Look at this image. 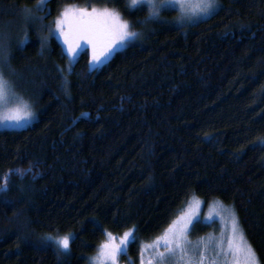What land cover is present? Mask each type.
Listing matches in <instances>:
<instances>
[{"label":"trees","instance_id":"1","mask_svg":"<svg viewBox=\"0 0 264 264\" xmlns=\"http://www.w3.org/2000/svg\"><path fill=\"white\" fill-rule=\"evenodd\" d=\"M36 3L0 0L1 73L39 116L0 130V264H89L106 232L133 227L137 259L193 197L233 208L264 264V0H219L191 25L158 20L98 69L88 49L72 64L49 32L62 8H116L134 27L147 9ZM64 234L67 250L46 239Z\"/></svg>","mask_w":264,"mask_h":264},{"label":"snow or ice","instance_id":"2","mask_svg":"<svg viewBox=\"0 0 264 264\" xmlns=\"http://www.w3.org/2000/svg\"><path fill=\"white\" fill-rule=\"evenodd\" d=\"M146 4L148 8L147 15L142 18L140 22H146L149 18L159 16L162 10H167V6L175 3L181 10L186 9L187 0H128L126 9H130L139 4ZM46 0H37L35 8L43 10ZM196 7L204 13L208 14L215 8V0H198ZM24 11L27 15H31L32 8L25 7ZM183 19L182 16L177 17ZM55 29L49 28V32L57 31L64 37L65 43L69 45L68 51L75 53L76 48L72 47L70 36L73 31L78 33L79 39L87 40L92 45V60L99 61L102 56L109 52L113 46L118 43H123L129 39L138 36V32L133 30L128 20L123 19L121 12L116 8H97L95 6L79 7L75 5H65L60 15L54 21ZM68 25V30L65 29ZM99 44V47H98ZM8 81L5 80L2 73H0V99L5 94L6 85ZM14 115L9 119L21 120L23 117H31L33 114L30 109L21 110L16 108L13 110ZM11 171V170H10ZM20 175H23L25 169L15 170ZM7 190V176L0 182V191ZM231 217V235L228 236L226 247L223 240L213 241L211 234L207 238H200L206 246L213 245L215 250V257L218 260L223 258V264H262L261 258L257 251L246 240L242 230L239 227L238 220L234 212H230ZM179 220V218H177ZM187 221L178 223L173 221L161 236L155 238L156 241L164 240V247L168 249V256H176L177 250L180 255L177 257L179 261H184L187 252L184 244L187 243V236L185 235L187 229ZM134 227L127 229L121 237L119 243L116 242V237L111 232H106V239L98 246L97 254L88 258L90 264H117V257L119 254L126 251L127 245L135 237L132 235ZM46 239L55 243L58 251L67 250L69 248L70 234L51 236ZM148 246H152L151 242ZM143 247L141 253H143ZM160 257V264H163L166 258L165 253H158ZM201 259L199 264H203V251L200 253ZM141 264L144 261L141 257ZM151 264V260H149Z\"/></svg>","mask_w":264,"mask_h":264},{"label":"rangeland","instance_id":"3","mask_svg":"<svg viewBox=\"0 0 264 264\" xmlns=\"http://www.w3.org/2000/svg\"><path fill=\"white\" fill-rule=\"evenodd\" d=\"M197 3L198 0H187L185 10L179 9L175 3L170 4L167 6V10H162L160 12L159 16L149 18L146 22H142L141 27H134L133 26L134 22L125 18L123 16V13H121L123 19L128 20L131 24L132 29L138 32V36L113 46V48H111L108 53L102 56L99 61L92 60V45L87 40L79 39L78 33L73 31L72 35L70 36V39L72 41V47L76 48V52L74 54L68 51L69 45L65 43L64 37L62 35H58V39L61 42L64 52L69 57L70 62L72 64L76 62L79 54L82 51L88 49L90 53V67L91 69H98L102 67L105 63H107V61L117 51L122 50L128 44H134L140 42L146 36L144 35V32L147 34L145 28L149 27L151 23L158 22V20L163 22L165 19L171 18L173 20H176L178 24L180 23V25H191L209 18L219 9L220 6L219 0H215V8L210 13L204 14L199 10V8L196 7ZM93 6L97 8H103V6L102 7L96 5ZM93 6H90L88 8H91ZM79 7H87V6H79ZM139 7H144L148 11L147 5L143 3L132 7V9ZM179 16H182L183 19H178L177 17ZM16 108H20L22 111L25 109H30L33 115L31 117H23L19 121L15 119H9L10 116L14 115L13 110ZM38 117H39L38 112L34 108V105L29 101H27L8 83L6 85L5 94L3 98L0 99V130L25 129L31 126L38 119ZM230 212L235 213L233 208L224 205L219 201H212L205 204V202L202 199L198 197H193L186 203L185 207L173 220V221H177L178 223H182L185 221L188 222L187 223L188 230H186L185 233V235L187 236V243L184 244V248L187 252V256L185 257L184 261H179L177 259V257L180 255L179 250H177L176 256H168L167 255L168 249L164 247L165 241L164 240L156 241L154 239L150 241L152 246H148L150 243L148 242L139 248V254L137 259L129 253L131 252L129 246L131 245L133 240L130 241L127 245L126 251L118 255L117 264H141V257L144 261V264H149V260H151V264H160V257L157 255L158 253H165L166 255L163 264H199V261L201 259V255H200L201 251H203L204 253L203 264H223L222 257L219 258L218 260L216 259L213 245L206 246L203 242H200V238L202 237L207 238L209 234H211L214 242L216 240H223L224 245L226 247L227 238L229 235H231L232 232ZM235 216L237 218L236 213ZM177 218H179V220H177ZM198 221H202L203 224H212L216 222V226H215L216 232H210L208 235L201 236L196 239H192L190 232L194 224ZM123 233L113 234L116 237L117 243H119V237H121ZM132 235L134 236V233ZM142 247L144 249L143 253H141ZM96 254L97 252L91 257L95 256ZM107 264H111V262H107Z\"/></svg>","mask_w":264,"mask_h":264},{"label":"water","instance_id":"4","mask_svg":"<svg viewBox=\"0 0 264 264\" xmlns=\"http://www.w3.org/2000/svg\"><path fill=\"white\" fill-rule=\"evenodd\" d=\"M72 125H75V122Z\"/></svg>","mask_w":264,"mask_h":264}]
</instances>
